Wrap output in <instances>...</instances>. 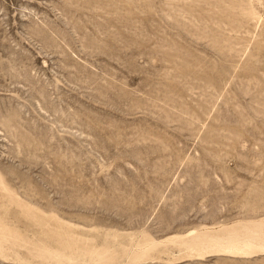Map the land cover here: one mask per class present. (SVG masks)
<instances>
[{
  "label": "rangeland",
  "instance_id": "1",
  "mask_svg": "<svg viewBox=\"0 0 264 264\" xmlns=\"http://www.w3.org/2000/svg\"><path fill=\"white\" fill-rule=\"evenodd\" d=\"M0 264H264V0H0Z\"/></svg>",
  "mask_w": 264,
  "mask_h": 264
}]
</instances>
